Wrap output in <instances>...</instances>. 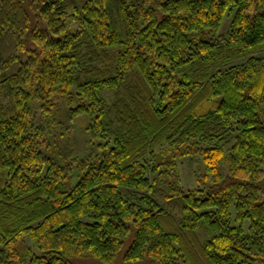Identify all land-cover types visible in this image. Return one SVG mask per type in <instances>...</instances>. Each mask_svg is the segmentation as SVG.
Wrapping results in <instances>:
<instances>
[{
    "label": "trees",
    "instance_id": "obj_1",
    "mask_svg": "<svg viewBox=\"0 0 264 264\" xmlns=\"http://www.w3.org/2000/svg\"><path fill=\"white\" fill-rule=\"evenodd\" d=\"M260 51L262 0H0V264H264ZM60 99L93 154L41 150Z\"/></svg>",
    "mask_w": 264,
    "mask_h": 264
},
{
    "label": "rangeland",
    "instance_id": "obj_2",
    "mask_svg": "<svg viewBox=\"0 0 264 264\" xmlns=\"http://www.w3.org/2000/svg\"><path fill=\"white\" fill-rule=\"evenodd\" d=\"M262 8H264V0H262ZM231 16L226 15L221 23V26L217 33H213V37L220 38L225 36L229 30ZM210 36V34H209ZM255 54L264 55V51L257 52ZM239 59L238 61H242ZM237 61V62H238ZM39 104V103H38ZM69 104H66L61 99L51 106L52 110L46 118L41 115V121L47 126V134L45 142L41 145V150L48 154L52 159L65 162L71 158H83L88 154H93L96 150L88 143L89 135L87 133V124L91 121V116L88 114L78 115L73 118L68 115ZM39 112V111H38ZM40 116V112H39ZM179 177L181 185L183 187L192 188L199 185V182L205 181V175L207 174L205 166L202 161L201 153L192 149L191 152L180 159L178 166ZM221 173H227L228 168L226 165L219 167ZM73 173H77V168L73 169ZM205 174V175H204ZM208 177L211 175L207 174ZM72 185V183H71ZM69 185H65L67 188ZM231 213L234 218V206L231 207ZM237 224L236 221L233 222ZM249 221L245 219L243 221V228L247 231ZM30 243V241H29ZM35 253L38 251L33 247ZM84 264H105L97 260H86ZM113 264H130L119 259ZM138 264H149L147 262H141Z\"/></svg>",
    "mask_w": 264,
    "mask_h": 264
}]
</instances>
